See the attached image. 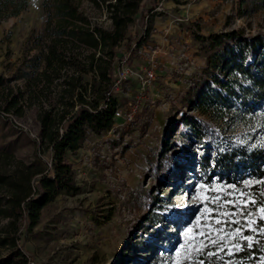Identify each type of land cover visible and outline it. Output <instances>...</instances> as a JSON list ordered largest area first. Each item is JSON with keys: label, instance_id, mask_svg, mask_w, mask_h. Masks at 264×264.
Segmentation results:
<instances>
[{"label": "rangeland", "instance_id": "374dc122", "mask_svg": "<svg viewBox=\"0 0 264 264\" xmlns=\"http://www.w3.org/2000/svg\"><path fill=\"white\" fill-rule=\"evenodd\" d=\"M42 2L30 0L19 16L0 23V146L24 161L50 165L41 115L54 107L56 116L70 112L75 96L63 79L48 84L39 76L48 41ZM78 2L92 24L113 28L105 4ZM148 13L154 15L148 42L134 44L130 54L120 45L110 71L117 79L128 75L114 84L122 114L111 129L88 131L69 152L79 189L60 192L42 209L34 232L22 236L33 264H210L200 255L216 253L223 261L241 234L232 221L250 200L247 190L195 172L193 161L206 141H192L182 119L210 122L221 147L229 140L264 144V110L229 127L190 106L204 86L207 37L231 30L264 34V0H163ZM129 26L134 37L137 25ZM153 65L155 76L144 84L139 74L145 77ZM77 66L68 74L78 75ZM91 80L84 73V81ZM13 99L17 104L6 112Z\"/></svg>", "mask_w": 264, "mask_h": 264}, {"label": "trees", "instance_id": "16d2710c", "mask_svg": "<svg viewBox=\"0 0 264 264\" xmlns=\"http://www.w3.org/2000/svg\"><path fill=\"white\" fill-rule=\"evenodd\" d=\"M90 1L105 4L112 29L92 24L78 0L42 2L48 41L39 76L48 84L63 79L65 89L75 96V109L56 116V107L45 108L41 115V137L52 153L50 165L24 161L0 146V264H32L30 251L21 244L22 236L34 232L42 209L60 192L79 189L68 154L81 146L88 131L100 134L114 125L119 104L114 96L117 78L110 71L118 47L124 44L125 53L130 54L134 44L140 48L148 42L154 30V15L148 12L157 10L163 0H146L151 3L149 9L143 0ZM29 6L30 0H0V23ZM134 22L139 32L131 37L129 25ZM207 39L204 86L190 106L229 127L232 122L247 124L248 118L264 110V34L246 36L241 30H231L211 33ZM76 65L78 75H69V68ZM84 73L92 75L91 82L84 81ZM17 102L9 100L6 112ZM183 117L182 124L191 128L192 141H206L205 150L193 161L195 172L204 173L206 179L215 174L235 183L250 198L236 216L238 221H232L241 234L230 254L223 261L216 253L200 257L210 264H264V144L250 147L229 140L221 147L210 122L195 115ZM246 179L255 183L247 187Z\"/></svg>", "mask_w": 264, "mask_h": 264}, {"label": "built area", "instance_id": "2783aa9c", "mask_svg": "<svg viewBox=\"0 0 264 264\" xmlns=\"http://www.w3.org/2000/svg\"><path fill=\"white\" fill-rule=\"evenodd\" d=\"M153 67H154V65L150 68V69H148V70H146V74H145V77L142 75V74H139V76L142 78V80H143V82H144V84H146L148 81H151L153 78H154V76H155V72L153 71ZM126 73L127 74H131V72H129L128 70H126ZM130 76V75H129ZM123 77H128V75H124V76H120L117 80V82H115V86L122 80V78ZM122 110L121 109H117L116 110V113H115V117H117V116H120L121 114H122ZM124 114V113H123ZM131 117H129V119H130ZM33 264V263H32Z\"/></svg>", "mask_w": 264, "mask_h": 264}, {"label": "crops", "instance_id": "0c3cea01", "mask_svg": "<svg viewBox=\"0 0 264 264\" xmlns=\"http://www.w3.org/2000/svg\"><path fill=\"white\" fill-rule=\"evenodd\" d=\"M172 5H176V2H173Z\"/></svg>", "mask_w": 264, "mask_h": 264}, {"label": "snow or ice", "instance_id": "6c2138e0", "mask_svg": "<svg viewBox=\"0 0 264 264\" xmlns=\"http://www.w3.org/2000/svg\"><path fill=\"white\" fill-rule=\"evenodd\" d=\"M246 239H247V237H246ZM245 247H247V245H245Z\"/></svg>", "mask_w": 264, "mask_h": 264}]
</instances>
